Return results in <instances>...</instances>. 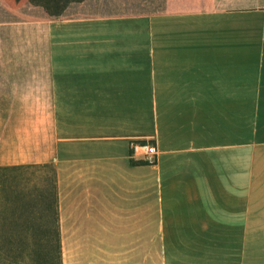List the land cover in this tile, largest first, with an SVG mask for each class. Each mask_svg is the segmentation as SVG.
<instances>
[{"label": "crops", "instance_id": "obj_1", "mask_svg": "<svg viewBox=\"0 0 264 264\" xmlns=\"http://www.w3.org/2000/svg\"><path fill=\"white\" fill-rule=\"evenodd\" d=\"M145 6L0 0V264H264V0Z\"/></svg>", "mask_w": 264, "mask_h": 264}, {"label": "built area", "instance_id": "obj_2", "mask_svg": "<svg viewBox=\"0 0 264 264\" xmlns=\"http://www.w3.org/2000/svg\"><path fill=\"white\" fill-rule=\"evenodd\" d=\"M130 150L132 153H140L146 160H152L155 154L153 145L148 142H130Z\"/></svg>", "mask_w": 264, "mask_h": 264}, {"label": "rangeland", "instance_id": "obj_3", "mask_svg": "<svg viewBox=\"0 0 264 264\" xmlns=\"http://www.w3.org/2000/svg\"><path fill=\"white\" fill-rule=\"evenodd\" d=\"M162 0H146V6L145 8L146 9H149V10H152L154 4H155V7L156 5L161 2ZM128 8L132 9V6L129 5L127 6ZM2 177H5V179L7 180V176H8V173H3L1 174ZM3 182H6V181H3ZM7 183V182H6ZM49 191H50V201L52 202V198H53V190H52V181H51V175H50V181H49ZM50 202V203H51ZM52 252L50 253H53V254H50V264H56L57 260H56V254H54V247L50 248Z\"/></svg>", "mask_w": 264, "mask_h": 264}, {"label": "trees", "instance_id": "obj_4", "mask_svg": "<svg viewBox=\"0 0 264 264\" xmlns=\"http://www.w3.org/2000/svg\"><path fill=\"white\" fill-rule=\"evenodd\" d=\"M53 1H55V0H53Z\"/></svg>", "mask_w": 264, "mask_h": 264}]
</instances>
